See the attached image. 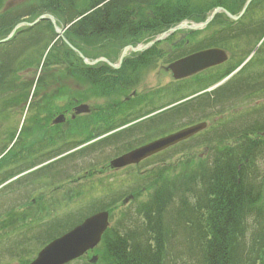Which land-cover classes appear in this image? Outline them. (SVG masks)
<instances>
[{
    "label": "trees",
    "instance_id": "trees-1",
    "mask_svg": "<svg viewBox=\"0 0 264 264\" xmlns=\"http://www.w3.org/2000/svg\"><path fill=\"white\" fill-rule=\"evenodd\" d=\"M236 1L237 6L231 8L224 5L222 0H0V39L5 38L16 24L30 22L39 15L48 13L55 18L57 25L66 27L63 32L66 40L83 55L90 58L106 56L107 52L117 51L133 41L149 40L156 34V27L165 28L184 20L203 21L207 13L216 6L223 5L227 11L236 14L244 0ZM255 9H264V0H252L237 22L228 20L223 13H218L210 24L222 21L226 24H237ZM251 18L248 22L253 23ZM261 19L260 24L254 22L259 28V33L258 28L255 29L258 37L264 33V15ZM78 41L94 46L95 50L86 52L76 45ZM90 72L89 67L57 36L52 24L46 19L34 27L20 26L11 38L0 43V135L6 136L4 139L0 138V185L62 153L48 152L45 156L37 152L32 157L29 156L28 142L36 144V139L29 140L30 126L48 124L43 117L39 118V114L40 111L51 114L55 109L53 101L43 105L39 101L40 104L37 103L36 106L29 103L30 106L28 104L26 110L28 114L22 119L15 138L20 115L32 88L34 87V98L38 92L45 89L48 82L56 78V75L63 81L65 78L62 77L66 74L83 78L84 74ZM46 104L49 105L45 106ZM5 106H8L6 110ZM9 118L18 119L10 122L16 124V127L4 126L10 124L7 120ZM239 129L241 132L235 136L239 140L236 149H224L223 152L215 150V157L208 162L205 175L200 173L203 167L199 169L198 166V169H195L196 178L201 184L197 191L195 187L190 190L193 194L190 196L194 197L193 202H189L185 190L175 191L181 193L178 195L177 205L172 206L169 212L172 216L170 223L187 229L189 232L186 235L192 237L191 243L195 238L198 248L190 247L189 250L194 251L197 256V264H264V246L261 247L262 251L258 252L256 246H250L241 238L246 229L245 221H249V217L254 221L253 204L256 195L253 193L252 179H255V173L259 171L264 179V170H257L255 167L259 149L256 139H247L245 135L253 128L246 129L241 125ZM24 145L27 148H23ZM218 153H222V157ZM64 161L65 158L58 159L20 176L1 188L12 185L14 187L7 192L12 188L27 192L26 189L30 190L34 181H41L43 174L53 172L54 176L57 175V167ZM158 178L164 179V175L156 176V183ZM147 179L155 181L154 177H146ZM53 181L45 179L46 183L43 185L50 187ZM169 184V181L160 183L161 190L140 208L141 223L132 220V223L108 227L95 250L98 255L96 262L92 263L83 256L79 259L83 260L80 264H166L165 249L173 240L170 239V223L163 219L172 196ZM60 187L62 186H56L53 191H49L48 196L38 195L29 201H25V196V200L22 198L14 203L3 217V214L1 215L3 219L0 220V230L4 232L2 235L13 231L18 234L32 232V239L39 243V249L86 216L109 209V206L103 205L81 216L71 217L69 212L63 216H50L49 211L54 209L57 202L66 199L65 194H61L60 199L54 196V191ZM111 194L115 195L114 198L118 196ZM255 218L259 219V214L255 215ZM42 226L47 229L34 232L35 228ZM9 228L11 231L7 230ZM239 238L241 242H238ZM261 238L262 234L256 233L253 237L254 243L258 244ZM18 257L19 264H27L31 260V257Z\"/></svg>",
    "mask_w": 264,
    "mask_h": 264
},
{
    "label": "flooded vegetation",
    "instance_id": "flooded-vegetation-1",
    "mask_svg": "<svg viewBox=\"0 0 264 264\" xmlns=\"http://www.w3.org/2000/svg\"><path fill=\"white\" fill-rule=\"evenodd\" d=\"M237 2L222 0L224 5L231 8H235ZM187 22L165 28L156 27V34L149 40L133 41L117 51L107 52L106 56L91 59L92 64L87 65L91 72L84 74L83 78L76 76L85 83L88 92L79 95L83 96L80 101L67 102L65 105L64 99H59L60 104L53 109L54 112L57 109V114L63 115V120L54 124L55 116H51L54 115L53 112L49 116L51 124L30 126L29 140L36 139V144L29 142V156L32 157L37 152L46 156L48 152L61 151L62 153L57 155L58 159L68 160L73 154L78 152L86 154L92 147L102 143L107 146L108 142L123 140L125 144L123 150L113 154L108 158V162L100 164L99 169L85 171V174L95 172L99 175L111 174L143 167L144 163L156 160V155L180 143L198 139L205 131L202 129L136 164L122 168L110 167L109 162L113 158L184 127L203 122L255 124L245 121L231 122L224 118L225 113L228 112L225 111L226 108L234 111V106L228 103L242 100L253 92L252 90L245 92L240 87V82L250 75L248 72V67L251 65L250 55L243 58L246 51L243 47H237L238 41H224L227 35L224 36L223 33L239 26L236 24L194 26L191 21ZM253 27L256 28V25H252L251 28ZM150 41L153 43L147 46ZM209 49L222 50L225 60L218 62V54L213 58L217 62L203 65L199 58H194L187 67L188 74L185 77H174L169 68L170 64ZM123 51L124 55L121 56ZM165 77L168 78V82L160 84V80ZM81 104L85 106L80 111H75V108ZM68 112H70L69 117L66 115ZM210 117L213 118L211 123ZM183 119L186 120L184 126L162 133L164 124H181ZM161 124H163L162 128H160ZM38 132L39 134L35 136ZM260 134L264 137V132ZM200 137L203 139V136ZM221 154L218 153L220 157ZM203 155L204 153H199L198 157ZM205 159L208 160L207 157ZM152 165L156 166V163ZM206 166L207 162L203 165L201 174H206ZM140 176L143 177L140 184L144 186V177L156 176V170L143 169L140 171Z\"/></svg>",
    "mask_w": 264,
    "mask_h": 264
},
{
    "label": "rangeland",
    "instance_id": "rangeland-1",
    "mask_svg": "<svg viewBox=\"0 0 264 264\" xmlns=\"http://www.w3.org/2000/svg\"><path fill=\"white\" fill-rule=\"evenodd\" d=\"M263 15L264 9H255L254 11L251 10L248 16L245 19L243 18L244 20L242 19V22L236 24L239 28L237 27L232 30H227L223 33L224 36L227 35V39L224 37V41H238L237 47L239 46L245 48L244 50L246 51V54H244L243 58H247L250 55L249 57H251V59L248 58L251 61V65L248 67L250 75H248L246 80L240 82L242 85H240V87L245 92H247V90L253 91L250 95L247 94L244 99L241 98L242 100L228 103L231 106H234V111H230V108H226L225 111L228 112L225 113L224 118L225 120H229L231 122L245 121L254 122L255 124H208L207 128H205V131L203 132V135H199V138L196 137L198 139L194 138L188 142L180 143L170 150L156 155V160L144 163L143 167L127 169L111 174L99 175L97 172L94 174H85V171L87 170V172H90L91 170L93 171L99 169L100 164L105 161L108 162V158H111L113 154L123 150L125 148V144L122 142L123 140L108 142L107 146L102 143L96 147H92L88 152H86V154H80L79 152L75 153L72 157H68V160H65L64 163H61L57 167V175L54 176L53 172L43 174L40 179L41 181H34L35 183H32L30 190L26 189L27 192H23V190H15L13 188L7 192L11 187H14L12 185L1 188L0 220L4 216V213L10 209L14 203H17L18 200H22V198L25 200V196L27 197L25 201H29V199L31 200L38 195L48 196L49 191H53L54 188H56V185H60L62 187H60L57 191H54V196L60 199V195L65 194L66 199H62V201L57 202L54 209L49 211L50 216H63L68 212L71 217L75 215L81 216V214H88L91 210L99 209V207L105 205L109 206V227L117 226L118 224L120 225L123 223H132V220L139 221V223H141L142 214L139 212L140 208L143 207L144 204L151 201L152 196L155 193H158L157 191L161 190L162 185H160V183L169 181L170 184L168 188L169 190H172V196L170 198L171 200L167 213L163 216V219L165 218V220L170 223L172 216L169 212L171 211L172 206L177 205V201L179 200L178 195L181 193V191L178 193H175V191L185 190L187 193V199H189V202H193L194 197L192 198L190 196H193V194L190 193V190L195 187V191H197V187L201 184L196 178L197 173H195V169L202 168L206 162L208 165V162L215 157L213 156L215 150L223 152L224 149H236V145L238 146L239 140L236 139L235 136L240 131L239 127L241 125H244L246 129L253 128L249 134L245 135L247 136V139H256L258 145L256 146L259 149L257 150L258 154L255 167L257 170H264V137L260 134L264 132V33L261 37H258L259 35L256 34L255 30L258 28V25H256V28H251L252 25L256 24L254 22L257 21V24L259 21L262 22L261 18ZM250 17H252L251 20L253 23L248 22ZM218 24L227 25L223 21ZM257 30V33H259V28ZM63 32L62 37L66 39V35L63 34ZM260 43L261 45L259 46ZM76 45L86 52L95 50L94 46L89 45L86 42L78 41ZM62 78L65 79L62 81L60 77L56 75L55 79L58 80L54 79L53 81L48 82L44 90L38 92L34 98H31L30 104L32 103L33 106H36V104L41 101L43 105L52 100L58 101L59 99H64L66 103L74 102L76 100L80 101L83 96L79 95L84 92H88V87L85 86V83H82L81 80H78V78L73 77L72 75L68 76V74L64 75ZM166 82H168L167 77L162 78L159 83L165 84ZM65 83H68V85ZM53 94L54 96L52 97ZM48 105L49 104H46L45 106ZM239 106L242 107L239 108ZM7 107L8 106H5L4 110H6ZM39 107L41 106L39 105ZM54 107L56 108L57 106L55 105ZM25 108L20 115V123L16 128L17 132L20 129L22 119L28 114L26 111L27 109L25 110ZM7 111L10 112V109ZM53 114L54 115H51L52 117L59 115L57 114V109ZM69 114L70 112L66 114L67 117H69ZM49 116L50 114L40 111L39 118L43 117L45 122L47 120L48 124H51L48 120ZM209 119V122L211 123L213 118L210 117ZM7 120L9 123L12 120L18 121V119L15 118H9ZM11 123L4 124V126H17L16 124ZM184 123H186L185 119L181 120V124H164L163 128V124H161L160 128H162V133H165L176 127L184 126ZM38 134L39 132L35 136ZM200 136H203V139H201ZM5 137L6 136L4 135H0L1 139H4ZM25 146L26 145H24L23 148H27V146ZM205 152L208 155H206ZM199 153H204V155L202 157H198ZM206 157L208 160L205 159ZM154 163H156V166L152 165ZM148 168H155L156 176L164 175V179L162 178L159 180L158 178L157 180L159 181L156 183V176H147V178L154 177L155 181H152V179L146 180V177H144L145 185L141 186L140 182L143 177L140 176V171ZM260 174L261 171L256 172L255 179H252L254 188L253 193L256 195L255 202L253 204V207H255L253 219L254 221L258 220L259 222H254L252 221V217H249V221H245L246 229L241 237L242 240H246L250 246L252 245L254 248L256 246L258 252L262 251L261 247L264 246V179L262 174ZM45 179L47 181L51 179L54 180L50 187L43 185L46 183ZM55 181L57 183H55ZM194 183L195 186H193ZM111 193L118 194V196L114 198L115 195L113 196ZM125 199L127 200L125 201ZM258 214L260 218L256 219L255 215L258 216ZM169 225L171 232L170 239L173 240L168 243L165 249L166 253H164V257L166 264H197V256L194 255V251L189 250L190 247L191 249L198 248L195 244V238H193V243H191L192 237L186 235L189 232L187 229L185 230L182 227L175 226L171 223ZM45 229L47 228L43 226L37 227L34 229V232H43ZM7 230L11 231V228ZM256 231L262 234V238L259 240L260 242L258 241V244L253 241L254 235L258 233ZM3 233L4 232L0 230V264H19V255L25 256V258H33L38 251L37 246L39 243L34 242L35 239H32V232L18 234L16 231H13L9 232L8 235H2ZM47 233L45 232V234ZM43 235L44 234H42V237ZM241 238H239L238 242H241ZM17 240L22 241L18 243ZM30 251H32V253ZM93 255L98 258L96 252L93 251L86 255V259L91 258ZM79 259H76L68 264L82 263L83 260L81 261Z\"/></svg>",
    "mask_w": 264,
    "mask_h": 264
},
{
    "label": "water",
    "instance_id": "water-1",
    "mask_svg": "<svg viewBox=\"0 0 264 264\" xmlns=\"http://www.w3.org/2000/svg\"><path fill=\"white\" fill-rule=\"evenodd\" d=\"M249 1L250 0H247L245 2L242 10L238 15H232L225 9L221 7H216L209 14V16L206 18L205 21L198 24H194V26L206 25L213 18V16L219 11L224 12L228 17L235 20L243 13ZM44 18H47L52 22L56 33L62 37V30L61 28L55 25L54 18L51 15H41L37 17L32 23H22V24H28L29 26H32ZM19 25L20 24L16 25L9 34V36L1 41L8 39ZM151 43L152 42H150L148 45H150ZM71 48L74 51H76V49H74L72 46ZM123 54L124 51L122 55ZM218 54H219L218 62L223 61L225 59V54L222 50L210 49L197 53L196 55L189 58L185 57L179 59L174 63L170 64L169 68L172 70L174 77L176 78L184 77L188 74L187 67L191 62V60H193L194 58H199L200 61H202L203 65H209L211 63L217 62V60L214 61L213 58L214 55H218ZM79 55L82 57L81 54ZM84 61L87 62L85 59ZM83 106L84 105L77 107L76 111H80L81 108H83ZM60 120L61 117L58 116L57 118H55L54 122H59ZM205 126H206L205 123L194 124L192 126L183 128L174 133L162 136L154 141H151L145 145H142L138 148H135L131 151H128L112 159L110 162V166L118 168L128 164L137 163L154 153L162 151L163 149L190 137L199 130L203 129ZM108 224H109L108 212L107 211L96 212L86 217L81 223L74 226L69 231L65 232L64 234L48 242L43 248L40 249L36 257L28 264H65L73 260L83 255L87 251L94 249L97 246V244L101 240V236L103 232L108 227ZM96 258L97 257L93 255L90 260L93 262L96 260Z\"/></svg>",
    "mask_w": 264,
    "mask_h": 264
}]
</instances>
